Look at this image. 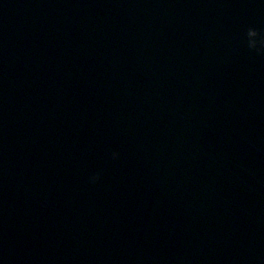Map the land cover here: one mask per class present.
I'll list each match as a JSON object with an SVG mask.
<instances>
[{
	"label": "water",
	"instance_id": "water-1",
	"mask_svg": "<svg viewBox=\"0 0 264 264\" xmlns=\"http://www.w3.org/2000/svg\"><path fill=\"white\" fill-rule=\"evenodd\" d=\"M250 26L264 0H0V264H264Z\"/></svg>",
	"mask_w": 264,
	"mask_h": 264
},
{
	"label": "clouds",
	"instance_id": "clouds-1",
	"mask_svg": "<svg viewBox=\"0 0 264 264\" xmlns=\"http://www.w3.org/2000/svg\"><path fill=\"white\" fill-rule=\"evenodd\" d=\"M246 42L247 46L250 49L256 50L257 52H264V33H261L257 28L255 27H248L246 32ZM119 157L118 152L112 153V158L116 159ZM100 178V173H95L92 176H90V181L95 183Z\"/></svg>",
	"mask_w": 264,
	"mask_h": 264
}]
</instances>
